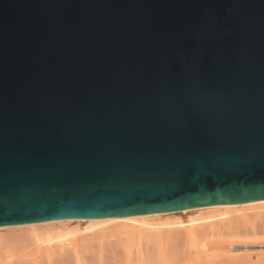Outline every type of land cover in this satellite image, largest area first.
<instances>
[{
	"label": "water",
	"instance_id": "1",
	"mask_svg": "<svg viewBox=\"0 0 264 264\" xmlns=\"http://www.w3.org/2000/svg\"><path fill=\"white\" fill-rule=\"evenodd\" d=\"M264 199V0H0V226Z\"/></svg>",
	"mask_w": 264,
	"mask_h": 264
},
{
	"label": "bare ground",
	"instance_id": "2",
	"mask_svg": "<svg viewBox=\"0 0 264 264\" xmlns=\"http://www.w3.org/2000/svg\"><path fill=\"white\" fill-rule=\"evenodd\" d=\"M112 237L123 264H254L264 256V199L1 225L0 264H53L63 254L87 264L82 254L94 248L101 261Z\"/></svg>",
	"mask_w": 264,
	"mask_h": 264
},
{
	"label": "rangeland",
	"instance_id": "3",
	"mask_svg": "<svg viewBox=\"0 0 264 264\" xmlns=\"http://www.w3.org/2000/svg\"><path fill=\"white\" fill-rule=\"evenodd\" d=\"M113 238V242H112V244H111V241H112V239L110 238V240H109V242L110 243H108V241H106L107 242V244H103V250H102V252L104 253H102L101 255V261H98V259H96V256H97V254L95 255L94 253H93V251L94 252H96L95 251V248H94V250L93 249H90V251L89 252H87L86 251V253L84 252L83 254H82V257H83V259L86 261V263L87 264H92V262H93V264H123L122 262V260L124 259V258H122V260H120V258H119V260L117 259V261L115 260V257L116 256H118V252L120 253L121 252V249H118V248H116V246H114L115 244H116V242H115V244L113 245V243H114V241H117V240H114V238L115 237H112ZM115 239H117V237L115 238ZM109 244V245H108ZM111 244V245H110ZM112 245L114 246V247H112ZM118 246V245H117ZM115 248V249H114ZM117 252H116V251ZM117 254L115 257L113 256V255H115V254ZM93 254V255H92ZM121 255H123V253H120ZM134 254H136V253H133L132 254V256H131V258L133 259V257H134ZM69 255L68 254H63V255H59V256H56L55 258H54V261H53V264H73V258L72 257H68ZM58 257V258H57ZM95 257V258H94ZM120 257V256H119ZM123 257V256H122ZM87 260H86V259ZM90 258V259H89ZM55 259H57V260H55ZM69 259V260H68ZM91 259H92V261H91ZM135 259V258H134ZM134 259L133 260H131V262L132 261H134ZM95 260H96V262H95ZM72 263H71V262ZM125 261V260H124ZM103 262V263H102ZM178 263V262H177ZM181 264H184V262H180ZM124 264H126V262H124ZM179 264V263H178ZM254 264H264V256L263 257H260V258H257L256 259V261H254Z\"/></svg>",
	"mask_w": 264,
	"mask_h": 264
}]
</instances>
